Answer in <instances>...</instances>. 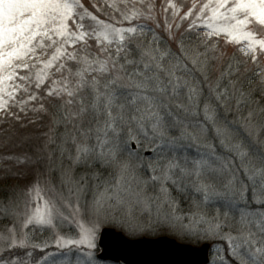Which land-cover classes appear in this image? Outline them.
Returning a JSON list of instances; mask_svg holds the SVG:
<instances>
[{
  "label": "snow or ice",
  "instance_id": "6c2138e0",
  "mask_svg": "<svg viewBox=\"0 0 264 264\" xmlns=\"http://www.w3.org/2000/svg\"><path fill=\"white\" fill-rule=\"evenodd\" d=\"M108 7L113 10L107 13L109 21L114 19V13L119 14L120 20L106 22L102 15L107 9L100 7L99 0H0V85L16 77L18 69L26 70L18 78L24 84L22 91L27 99L23 95L16 99L15 91H8L9 100H15L23 112L29 101L40 102L36 90L50 80L46 94L60 101L61 119L76 128L77 122L83 125L90 118L96 124L97 139L102 132L103 144L110 145L106 151L101 145L97 152L84 142L77 143L74 137L72 143L76 147L74 154H68L69 167L74 170L93 164L116 166L122 177L127 174L130 178L126 189L129 198L116 196L115 205L101 204L99 200L81 205L80 188L76 189L75 203L68 202L63 185L71 183L72 177L67 172L61 173L59 188L52 178L45 180L43 187L37 180L26 191L31 199L24 202L23 211L18 210L14 198L0 203L5 219L11 215L18 220L23 234L19 243L15 227L6 238L0 237L5 250L44 251L54 247L60 251L52 253L53 257L70 258L75 252L87 258H78L75 264H94L93 253L84 249L96 248L99 216L120 211L123 205L130 226L140 227L133 222L132 208L153 199L147 196L151 181L153 190L158 188L163 202L172 209L165 216L170 227L204 239L226 241L232 257L230 264H264V211L258 215L244 211L250 199L264 207V0H181L180 4L169 0L163 11L172 9L174 19L165 17L164 28L167 40L177 45L175 54L171 49L161 51L156 47V37L151 42L143 39V26L139 33L137 27L117 26L140 19L159 26V20L152 15V0H120L119 4L114 0ZM229 44L238 46L237 52L247 59L235 53L229 56ZM93 47L95 55L90 52ZM49 48L52 54L44 60L30 91L28 82L32 78L27 70L35 66L33 61L47 57ZM78 64L87 67L75 73L79 79L73 87V67ZM178 71L182 75H177ZM188 71L199 73V86L183 78ZM57 73L59 77L53 79ZM86 76L90 78L86 80ZM124 80L137 95L121 101L116 86ZM14 89L21 90V86L15 85ZM86 89H90L87 99ZM4 91L0 87V111L10 106L3 98ZM165 107L167 115L163 114ZM201 108L220 146L229 155L218 154L212 146L206 158L192 161L194 169H189L187 158L181 165L173 149L185 136L191 139V135L183 128L177 135L173 129L180 124V118L169 117L174 112L196 116ZM40 110H44L42 102ZM91 131L89 127L81 134L87 137ZM144 139L155 145L152 151L159 153L158 160L144 164L138 157L133 159L131 152L125 157L121 143L127 146L135 142L139 147ZM138 168L151 170L149 180L137 178ZM193 175L194 190L202 199L194 201V210L190 208L185 215L173 193L187 191V179ZM40 199L44 201L43 209L33 207L29 211V205ZM209 204L213 206L211 212ZM88 216L92 219L90 226L85 227L80 219ZM61 226L68 233L78 228L79 233L54 232L51 244L30 242V233L42 234ZM27 254L32 255L30 251ZM2 264L28 262L7 260ZM53 264L72 262L54 259Z\"/></svg>",
  "mask_w": 264,
  "mask_h": 264
},
{
  "label": "rangeland",
  "instance_id": "374dc122",
  "mask_svg": "<svg viewBox=\"0 0 264 264\" xmlns=\"http://www.w3.org/2000/svg\"><path fill=\"white\" fill-rule=\"evenodd\" d=\"M88 2L90 3H96L97 0H88ZM114 2V0H107V4H105V0H99V5L101 8H106L107 12L104 13V15H102V18L106 21V22H113L115 23V21L120 20V16L118 13H114V19L112 21H109L108 19V12H113V10L108 7V5H111ZM115 2L117 4L120 3V0H115ZM169 2V0H152V3L154 5V9L152 11V15L154 17H156L157 20H159V26H157L156 23H154L153 21L150 20H146V19H140L137 21H132L131 23L124 21L120 24H118L117 26L120 27H137L138 29V33L140 32V26H143V39L149 40V42L152 41L153 37L158 38L157 39V43H156V47H158L161 51H164L165 49H171L173 54L176 53V47L174 45H171V41L167 40V31L164 28V20L165 17H167L169 20H173L174 18L172 17V9H169L166 13L163 11V8L167 6V3ZM171 2L173 3H177L180 4L181 0H171ZM188 2L190 3L191 0H188ZM197 2L199 3V0H197ZM182 7V6H181ZM182 11H183V7H182ZM147 10H145V15H147ZM202 31H207V29H203ZM215 39V38H213ZM220 39H224L223 37H221ZM222 42V40H221ZM223 43V42H222ZM232 45V44H230ZM236 46V45H235ZM114 48V45L112 46ZM230 47H228V45L226 46V50L229 56H232L234 53L238 56H240V54L237 52L236 50H231L229 49ZM71 47L69 46V51H71ZM90 52L95 55L96 52V48L93 47L90 49ZM48 53L49 55L47 57H42L41 60L39 62L33 61L32 63L35 65L34 67H31L30 70H27V75L30 76L32 78L31 82H28V87L29 90L31 91L33 89V86L35 84V79H36V75L38 73H40L43 69V62L44 60L50 58L51 54H52V49L49 48L48 49ZM101 58H103L101 56ZM241 59H247V57H243L240 56ZM89 60L92 59V56L88 57ZM69 63H73V62H69ZM182 63V62H181ZM87 65L84 64H78V65H74L73 67V73H72V85L71 86H75V82L79 79L75 73L80 70V69H84L86 68ZM25 69H18L17 72V76L14 77L11 81L9 80H5L3 85H0V87H3L5 89L4 93H3V98L5 100H8V103L10 105V102L12 100H9L8 96H7V92L8 91H15L20 92V90H16L14 89L15 85H20L21 86V90L24 87V84H20L18 83L19 80V76L24 75L25 74ZM53 72H55L56 70L53 69ZM3 74H0V76H2ZM65 76H67V71H65L64 73ZM95 75H99L98 73H96ZM177 75H182L181 71L177 72ZM59 77V73H57L56 77H52L57 78ZM90 77L86 76L85 79H89ZM184 79H187L190 83L192 84H200V76L198 72L195 71H188L186 75L183 76ZM122 82V87H124L125 89L131 88V85L128 81L124 80V81H120ZM50 83L49 81H46L45 87L47 86V84ZM41 87V88H42ZM40 90V89H39ZM185 91V95L186 90ZM88 92H90V89H88ZM22 93V92H21ZM22 95V94H21ZM137 95V92L135 93L134 97L135 98ZM25 99H27V96H25ZM181 100L184 99L183 96H181L180 98ZM31 102V101H29ZM202 109V108H201ZM200 109V110H201ZM74 110V108H73ZM199 110V111H200ZM193 111H196L195 109H193ZM164 115H167V108L165 107ZM180 114V113H178ZM203 114V112H202ZM188 115L193 117V115L191 114H184L182 115V117ZM200 115V116H199ZM199 115H196L194 117H198L199 119H202L204 126H202V128H199L197 125H189L190 123L187 121L184 125V128L181 127L182 122H180L179 125L181 126H177V129H173V131H175L177 133V135L180 134V130L186 129L187 132L191 135V139L188 138V136H185V138L183 139L182 142L178 143L176 145V147L173 149V152L175 153V156L177 157V159L181 158L182 160V164H184L185 158H187L188 161V167L189 169H194V165L191 163L194 160H199L202 158H206V154L208 152L211 151L212 146L216 147L217 153L223 156H227L229 155L227 152L224 151V149L220 146V142H219V138L216 136L214 130L211 127V124L208 120H206L204 118V114L201 115L199 113ZM177 116V112L173 113V115L171 117H173L172 119H175ZM190 118V117H189ZM229 119H231V117H229ZM190 121V120H189ZM188 125V126H187ZM204 127H206L205 129L209 130L211 133H213L212 136L207 137L204 134H202L204 132ZM1 129V128H0ZM20 132L25 133V130L22 129L20 130ZM13 136V135H11ZM84 142L86 143V146L90 147V148H95V146H98L99 151L101 150V145H103L104 150L106 151V145L103 144L101 142V144H99L97 142V144L94 142H86V141H80L77 140V143H81ZM72 144L73 149L69 148V146ZM75 147L76 145H74L72 142L70 141H64V145L63 143L61 144V153L60 155V160L54 161L52 163V171H55L57 174V177L54 176H44V174L39 173L36 170V173H34V180L31 181V175H28L27 177H25L24 179L25 182L22 179V182H20L19 187L18 188V196L16 198H14L19 206L18 210L19 211H23V206H24V202L26 200H30L31 198L28 197L26 195V191L30 188V186L36 182L37 180L40 181L41 186L43 187L45 180L52 178L54 179L57 187H60V178H61V173L62 172H67L71 177H72V182L71 183H67L63 185V193H64V197L66 198V200L70 203H75L76 199H77V194H76V189L80 188V203L81 205L84 204H88L91 205L94 201L99 200L101 202V204H113L115 205L117 203L116 200V196H119L121 198H129L126 189H128L129 184H130V178L127 174H125L123 177L121 175L120 169L116 166H112V167H107V166H101L99 164L98 167L99 169H103V171H106L107 169H110V174L107 175V177L101 175L98 170H95V168H91V167H86L89 168V172L88 170H83L81 171L82 174H79V167L75 168L74 170L71 169L69 167V160H68V154L75 153ZM155 146H153L151 143H149V141L147 139L142 140V144L137 147L135 142L129 143L126 146V150L127 152H131L132 154V158H139V160H143L144 158L148 159L150 157H152L153 155V151L152 149ZM71 149V150H70ZM97 151V152H99ZM2 154H6L7 152L5 151H0ZM147 153H151V155H148ZM157 156V155H156ZM1 162V161H0ZM180 162V161H179ZM150 163V162H148ZM161 163H163V161H161ZM94 165V164H93ZM2 169L1 165H0V170ZM26 170V169H25ZM30 172L28 170H26V174ZM139 171L137 169L136 175L137 178L142 180L139 177ZM158 174V173H157ZM43 177V178H41ZM196 177L195 175L191 176L190 178L187 179V183H188V187H187V191H185L182 194H176L173 193L174 196H176V198L179 200L180 202V211L182 212V214L187 215L189 212V209L192 208L194 210V201H199L202 199L201 195L197 192H195L194 190V181H195ZM145 180V179H144ZM132 186H135V182H131ZM191 190V191H190ZM192 192V195L191 193ZM251 195V193H250ZM147 196L152 197L153 199L147 201V202H143V203H139V204H135L132 208V213H133V217H134V223L140 225V227L137 228H133L130 226L129 220L126 217L125 213L127 212V208L123 205H121V210L117 211L115 213L109 211L107 214H101L98 218L99 222L97 224V228H98V232H97V236H96V248L95 249H84L85 251H91L93 253V259H94V264H116V263H109V262H102L98 259V255L100 254V248H99V239H100V234L102 232L103 229L105 228H112L117 230L118 232L123 233L125 236H127L130 239H141V238H161V237H168L171 239L176 240L179 243L182 244H187V245H192L194 247H202L204 245H210V262L208 264H230V261L232 260L231 257V253L229 251V249L227 248V244L226 241H222L219 239L216 240H208V239H204L203 237H197L194 235H189V234H185L184 232H180L177 231L176 229L170 227L168 225V223L165 221V216L170 213L172 211V209L169 207V205L167 203L163 202V194H161L158 190V188L156 190H153L152 188V183L151 181H149V186H148V190H147ZM160 196L161 199L160 200H156L155 197ZM111 197L112 199H107ZM43 199H40L39 201H37L34 205L30 204L29 205V211H31V209L33 207H39L41 210L43 209ZM186 203V204H185ZM209 211L211 212L213 210V206L211 204H209L208 206ZM71 209H67V211H70ZM244 211L252 213L254 215H258L261 211H264V207H262L260 204L257 203H253L252 200H249V204L246 208H244ZM92 219L91 216H88L87 218H82L80 219V222L83 223L85 225V227H89V220ZM187 223V220L185 221ZM151 225V226H149ZM13 227H15L17 229V235H16V240L17 243H19V241L21 239H23V234L20 231V225H19V221L18 220H13L11 215H8L7 219H5V213L0 212V237H4L6 238L8 235V232L13 229ZM23 231H28V229H24ZM54 232H61L62 234L64 233H68V229L66 227L61 226L60 228H57L55 230H44L43 233L41 234L40 232H37L35 234H31L30 233V242L32 243H38V244H42L43 241H48L50 244L53 242V234ZM79 233V229L76 228L74 229L73 232L68 233L70 235H78ZM235 234V233H233ZM31 252L32 255L28 256V252ZM57 250L54 247H48L46 248L44 251H41L40 249H32V248H28V249H21V248H16V249H11V250H5V246H4V240L0 239V264H2L3 261H7V260H15V261H27L28 264H53V260H59V259H65L68 260L70 259L72 264H75V261L79 258V259H87L86 257H83L81 254L79 253H73L72 256L66 257V256H55L53 257V255H51L52 253H55ZM64 252H67L66 249L62 250Z\"/></svg>",
  "mask_w": 264,
  "mask_h": 264
},
{
  "label": "trees",
  "instance_id": "16d2710c",
  "mask_svg": "<svg viewBox=\"0 0 264 264\" xmlns=\"http://www.w3.org/2000/svg\"><path fill=\"white\" fill-rule=\"evenodd\" d=\"M221 40L223 42L224 39ZM171 45H174L177 48L175 43L171 42ZM228 47H230L229 49L231 50H236L238 46L229 44ZM18 83L23 85L21 81ZM199 85L200 84H197V86ZM122 86V82H118L116 86L121 101L132 99L136 91L129 88L125 89ZM21 94L26 96L22 90L17 93L15 92L16 99H19L20 96H22ZM36 94L40 97V102H28V104L25 105V111L23 112L20 111V106L15 104V100L10 102V106L7 109L0 111V151L7 152L6 154L0 152V165L2 167L0 170V203L6 198H16L18 196V188H20L19 184L22 182V179L25 182L26 179L24 178L31 175V181L34 180L32 178H34L36 170L39 173L44 174V176L48 175L57 177L56 172L52 171L51 167L53 166L52 163L54 161L60 160L59 154L62 150L60 147L62 143L64 145V141L68 140L72 142L75 137L76 140L91 143L95 142L96 144L98 142L101 144L104 140L102 132L99 133V140L97 139L98 134L95 131L96 124L92 123L90 118H87L83 125L77 122L76 128H73L71 122L62 120L61 113L63 112V109L59 106L60 101L48 97L46 94V87L45 89L42 87L40 90H36ZM84 95L86 99L89 98L88 89L84 91ZM41 102L44 105V110H40ZM202 112L203 109L199 111L201 115H203ZM177 116H179L180 122H182V126L178 125L183 128L184 125L187 124V121L190 123L189 125H197L199 128H202L205 124L202 119H199L198 117L189 116V118L188 115L182 117V114H178V112ZM172 118L173 117L170 116L169 120H172ZM89 127H91L92 131L87 137H85L81 134L82 130ZM205 128L206 127L203 128L204 132L202 134L207 137L212 136L213 133ZM22 129L25 130V133L20 132ZM152 145L155 146L154 144ZM106 146L107 149L110 145ZM72 147L71 144L69 148L73 149L74 147ZM121 148L123 149L125 157H127L128 152L123 143H121ZM94 149L99 151L98 146H95ZM169 155H172V153H169ZM159 158V153L154 152L152 157L148 159L144 158L140 161L144 164H148V162H155ZM178 160L182 164L181 158ZM92 167H96L95 170H100V176L103 175L107 177V175L110 174V169L103 171L102 168L99 169L97 164L92 165L91 168ZM25 169L28 170L30 174H26ZM79 170V174H82L81 171L88 170L89 172L90 169L79 167ZM138 171V175L142 180H149L151 175L150 169L138 168ZM190 193L192 195V192Z\"/></svg>",
  "mask_w": 264,
  "mask_h": 264
},
{
  "label": "water",
  "instance_id": "95a60500",
  "mask_svg": "<svg viewBox=\"0 0 264 264\" xmlns=\"http://www.w3.org/2000/svg\"><path fill=\"white\" fill-rule=\"evenodd\" d=\"M151 155V153H147ZM98 259L116 264H208L210 245L200 248L168 237L130 239L112 228L102 230Z\"/></svg>",
  "mask_w": 264,
  "mask_h": 264
}]
</instances>
